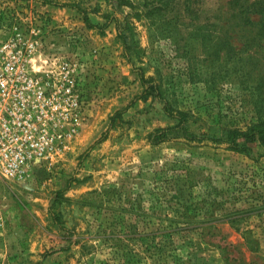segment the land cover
Here are the masks:
<instances>
[{
    "label": "rangeland",
    "instance_id": "1",
    "mask_svg": "<svg viewBox=\"0 0 264 264\" xmlns=\"http://www.w3.org/2000/svg\"><path fill=\"white\" fill-rule=\"evenodd\" d=\"M121 1L0 0V28L37 26L70 61L84 102L53 165L0 181V264H264V146L246 155L174 132L152 144L151 132L176 122L142 97L137 73L193 133L246 130L264 117L260 17L231 0ZM233 208L245 212L237 227L225 219Z\"/></svg>",
    "mask_w": 264,
    "mask_h": 264
},
{
    "label": "built area",
    "instance_id": "2",
    "mask_svg": "<svg viewBox=\"0 0 264 264\" xmlns=\"http://www.w3.org/2000/svg\"><path fill=\"white\" fill-rule=\"evenodd\" d=\"M40 35L34 25L0 28V181L26 182L41 163L53 165L83 108L70 61Z\"/></svg>",
    "mask_w": 264,
    "mask_h": 264
},
{
    "label": "trees",
    "instance_id": "3",
    "mask_svg": "<svg viewBox=\"0 0 264 264\" xmlns=\"http://www.w3.org/2000/svg\"><path fill=\"white\" fill-rule=\"evenodd\" d=\"M40 1L43 5H62L60 2H58V0ZM121 2H123L125 5H128V2H125L124 0H122ZM231 4H234V6L237 5L235 7H238L241 12L258 15L260 17L258 23L260 24L261 29L264 31V0H231ZM65 5L69 6L72 9H75L78 13H80L89 28L99 29L101 33H104V29L109 26L108 24H105L104 27L100 28L99 26L92 24L88 13L74 2ZM119 40L124 45L127 51L126 55L128 59L131 60V55L128 52V36L120 31ZM137 73L144 88L142 97H154L156 99H159L164 105L163 110L165 115L176 122L173 127L158 128L151 132L148 135V139L152 144L159 145L171 140V132H174L177 135L176 137L185 139L189 142L201 143L206 140H211L212 142L217 144H226L228 145L229 149L237 153L246 155H251L256 145L264 146V117L262 114H259L257 122L248 126L246 130L223 127L220 136L215 134L211 137L205 133L195 134L190 130L188 114L184 111L173 108L172 104L164 96V93L157 82L152 78H147L141 68H138ZM121 115V111L117 113V116ZM198 182H201V180ZM244 215L245 212L243 210L233 208L231 213L226 214L225 219L229 223H231L232 226L237 227L239 221H241ZM55 220L57 222H60L58 217H56Z\"/></svg>",
    "mask_w": 264,
    "mask_h": 264
}]
</instances>
